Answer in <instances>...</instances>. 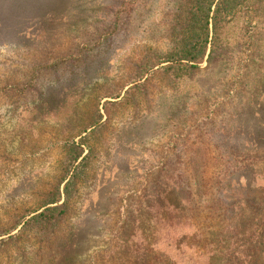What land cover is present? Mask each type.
Returning a JSON list of instances; mask_svg holds the SVG:
<instances>
[{
    "label": "rangeland",
    "instance_id": "rangeland-1",
    "mask_svg": "<svg viewBox=\"0 0 264 264\" xmlns=\"http://www.w3.org/2000/svg\"><path fill=\"white\" fill-rule=\"evenodd\" d=\"M180 1L0 0V87L30 78L26 92L0 93V228L29 215L42 190L59 186L62 192L60 181L68 171L64 144L80 130L94 88L128 81L143 55L172 48V17ZM104 36L108 40L101 42L82 69L69 73L68 68L55 67L50 72L52 59L79 42ZM220 38L200 69L168 86L157 87L159 67L148 72L143 77L147 89L136 107L106 105L110 121L100 135L93 136V165L73 197L63 227L71 250L60 246L41 264H56L70 252L75 264H89V256L107 246L119 212L116 208L131 196L129 191L136 189L139 194L145 188L159 147L170 141L179 117L185 122L199 119L208 128L219 129L245 112L247 101L256 106L259 99L264 112V0H252L239 18L224 27ZM46 61L45 71L35 68ZM36 93L40 94L36 97ZM25 94L30 101L21 100ZM105 101L109 99L101 104ZM167 114L173 116L171 121L162 122ZM238 120L232 126L237 127ZM239 179L246 181L244 176ZM138 239L136 235L134 240ZM30 243L34 250V240ZM25 250L32 255L30 247ZM25 261L12 254L1 262L35 264L33 258Z\"/></svg>",
    "mask_w": 264,
    "mask_h": 264
},
{
    "label": "trees",
    "instance_id": "trees-1",
    "mask_svg": "<svg viewBox=\"0 0 264 264\" xmlns=\"http://www.w3.org/2000/svg\"><path fill=\"white\" fill-rule=\"evenodd\" d=\"M251 1L181 0L172 17V48L143 55L128 81L94 88L92 106L83 112L80 130L64 144L68 171L60 181L62 192L59 186L42 190L29 215L20 216L11 227L0 228V264L2 257L9 259L12 254L22 262L33 258L35 264H41L60 246L71 250L63 227L69 221L73 197L93 165V136L100 135L110 121L106 105L140 104L138 97L148 83L143 77L155 67L162 71L157 87L200 69L219 46L224 27L239 18ZM107 40L104 36L91 43L79 42L75 49L52 59L50 72L55 67L68 68L69 73L82 69ZM47 62L35 68L45 71ZM29 83L30 78L22 84L3 85L0 93L26 92ZM27 98L25 94L21 100H31ZM104 99L109 101L101 104ZM259 101L256 106L247 101V110L233 117L239 119L237 127L230 120L224 127L210 129L199 119L185 122L179 117L180 125L171 131L170 141L159 147L145 188L139 194L136 189L129 191L131 196L116 208L119 212L108 244L89 256V264H264V112ZM171 117L164 115L162 122ZM241 176L246 178L244 184L239 182ZM29 247L31 256L25 250ZM75 260L70 252L56 264H75Z\"/></svg>",
    "mask_w": 264,
    "mask_h": 264
}]
</instances>
